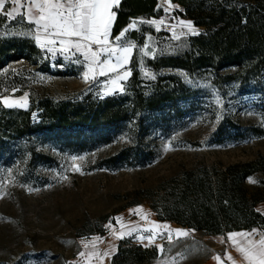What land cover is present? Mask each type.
I'll return each instance as SVG.
<instances>
[{"label": "trees", "instance_id": "16d2710c", "mask_svg": "<svg viewBox=\"0 0 264 264\" xmlns=\"http://www.w3.org/2000/svg\"><path fill=\"white\" fill-rule=\"evenodd\" d=\"M170 2L180 6V17L202 30L174 43L170 52L148 57L140 52L145 35L159 39L168 33L139 23L138 30L127 34L135 49L123 91L104 98L91 93L63 99L31 95L26 110L0 103V163L9 165L23 158L27 165L47 164L52 157L36 149L40 138H58L81 129L97 132L95 140L107 143L113 129L129 126L130 145L102 159L99 166L110 171L144 167L155 159L144 143L145 135L171 119L200 112L204 103L215 118L206 145L223 147L264 136V127L243 124L239 117L248 113L264 122V0ZM159 5V0H120L112 9L116 18L111 36L119 35L135 19L160 18ZM16 62L32 66L36 73L64 74L52 71L46 51L35 43L32 24L23 17L11 20L0 15V72ZM2 83L0 76V93ZM203 94L211 101L204 102ZM33 113L37 121L32 120ZM70 137H64L65 142ZM146 194L157 220L190 231L224 235L261 229L264 214L257 205L264 203V154L246 162L184 170ZM105 222L106 217L101 218L88 234L103 235ZM157 255L155 247L122 241L110 264H144Z\"/></svg>", "mask_w": 264, "mask_h": 264}, {"label": "rangeland", "instance_id": "374dc122", "mask_svg": "<svg viewBox=\"0 0 264 264\" xmlns=\"http://www.w3.org/2000/svg\"><path fill=\"white\" fill-rule=\"evenodd\" d=\"M159 2L160 18L133 20L120 40L115 39L120 34L112 37L110 30L108 47L116 48L117 54L102 53L100 60L107 59L116 65L119 49L134 45L127 37L128 32L138 30L141 22L151 25L155 32L168 33L159 39L145 35L140 52L145 55L146 49L151 48V52L145 55L148 57L170 52L174 43L195 35L184 27L188 20L179 16V5L170 0ZM9 7L13 5H6ZM133 23L135 27H130ZM194 28L197 33L202 30ZM33 31L35 38L34 25ZM40 35L42 41L53 38L45 37L43 32ZM54 39L59 41L60 38ZM91 47L97 50L100 46L93 44ZM61 48L57 42L41 49L49 56L52 71L61 70L64 74L36 73L32 66L23 62L10 63L0 72L3 81L0 103L6 107L4 98L9 102L23 103L22 98L26 96L25 107H12L26 110L31 95L63 99L91 93L104 98L121 92H109V89L116 87L112 81L118 74L129 72L135 45L126 64L114 72L104 67V74H101V65L92 64L82 51L74 48L61 51ZM90 65L93 72H89ZM85 73L89 75L87 81ZM127 79L117 83L124 89ZM12 83L19 84L13 87L10 86ZM202 96L204 102L211 101L206 94ZM207 105L204 103L200 112L183 115L178 120L171 119L162 129L158 127L146 134L144 143L154 151L155 159L144 167L110 171L99 166L102 159L130 145L129 126L113 129L112 140L107 143L95 140L97 132L81 129L71 130L58 138L56 135L40 138L36 141V149L52 157L47 164L27 165L23 158H16L20 163L16 160L9 165L0 163V264H110L122 241L142 248H156L157 258L144 264H233V261L248 264L228 240V233L205 235L159 221L150 208V200L145 198L150 197L146 192H154L161 182L184 170L200 165L210 167L246 162L264 154V136L223 147L206 145L204 139L215 123ZM239 117L243 124L258 123L264 127V122L259 123L251 114L243 113ZM32 120H38L37 113L32 114ZM67 135L72 137L65 142ZM133 201L137 204L132 205ZM103 217H106L102 227L104 234H88V230L96 227ZM176 229L189 234L177 239ZM129 232L131 235L127 234ZM121 233H124L123 238H117ZM242 233L252 235L235 237L241 246H247V240L259 241L264 234L258 230ZM148 237H153L151 243Z\"/></svg>", "mask_w": 264, "mask_h": 264}, {"label": "snow or ice", "instance_id": "6c2138e0", "mask_svg": "<svg viewBox=\"0 0 264 264\" xmlns=\"http://www.w3.org/2000/svg\"><path fill=\"white\" fill-rule=\"evenodd\" d=\"M119 4L120 0H0V15L11 20H15L17 16L24 17L29 24L35 26V40L41 48L59 42L62 45L61 51H68L71 48L78 52L82 51L85 58L89 59L92 64L101 65V74H104V67L114 72L118 67L126 64L134 47V45H128L120 48L116 65H112L107 59L100 60L102 53L106 52L111 56L117 54V49L110 48L108 45L110 30L116 18V12L112 9ZM6 5H13V7L6 8ZM161 23L163 22L161 21ZM130 27H135V23ZM184 27L189 32L198 34L191 21L184 23ZM127 30L122 31L115 39L120 40ZM40 32H43L45 37L53 38L42 41ZM54 38L60 39L57 41ZM93 44L99 45V49L93 50L91 47ZM48 50L52 51L51 48ZM145 55H148L147 51H145ZM93 71L94 69L90 65L89 72ZM129 75L130 72L127 71L118 74L112 81L116 87L109 89V92L123 91V85L117 82L126 80ZM145 75H149V73H145ZM84 78L86 81L88 80V73H85ZM22 99L23 103L19 101L9 102L7 98H4L3 103L9 108L25 107L27 97L25 96ZM174 231L177 233V239L186 237L189 234L180 229ZM255 231L253 230V232ZM127 234L131 235V232ZM251 235L252 233H229L228 240L232 241L233 245L236 246V250L248 264H264V234H261L259 241L247 240V246H241L234 239L237 236L248 237ZM123 236L124 233H121L117 238L122 239ZM138 238L144 239V237ZM148 239L151 243L153 237H148ZM171 239V234H169V240L171 241ZM221 239L223 241V238ZM80 255L83 256L84 253H80ZM215 259L219 261L220 257H215ZM229 259H232L231 256H229ZM233 264H235L234 261Z\"/></svg>", "mask_w": 264, "mask_h": 264}, {"label": "crops", "instance_id": "0c3cea01", "mask_svg": "<svg viewBox=\"0 0 264 264\" xmlns=\"http://www.w3.org/2000/svg\"><path fill=\"white\" fill-rule=\"evenodd\" d=\"M262 207V209H264V203H260L257 205V209L262 213L264 214V211H261L262 209H260ZM253 230H258V231H262L264 232V227H262L261 229L259 228H255V229H252V230H241V231H234L233 233H242V232H252ZM231 233V232H229ZM228 233V234H229Z\"/></svg>", "mask_w": 264, "mask_h": 264}, {"label": "water", "instance_id": "95a60500", "mask_svg": "<svg viewBox=\"0 0 264 264\" xmlns=\"http://www.w3.org/2000/svg\"><path fill=\"white\" fill-rule=\"evenodd\" d=\"M146 50H147V52H151L152 49L151 48H147Z\"/></svg>", "mask_w": 264, "mask_h": 264}]
</instances>
